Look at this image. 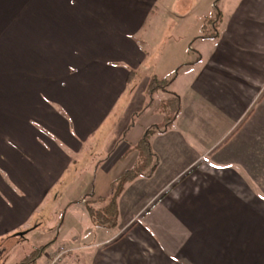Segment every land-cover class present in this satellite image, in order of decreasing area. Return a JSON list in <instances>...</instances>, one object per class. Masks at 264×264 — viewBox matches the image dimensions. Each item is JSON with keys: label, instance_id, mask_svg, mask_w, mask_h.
Wrapping results in <instances>:
<instances>
[{"label": "crops", "instance_id": "1", "mask_svg": "<svg viewBox=\"0 0 264 264\" xmlns=\"http://www.w3.org/2000/svg\"><path fill=\"white\" fill-rule=\"evenodd\" d=\"M166 2L0 0V19L23 20L13 34L36 52L25 65L45 68L43 87L67 113L63 118L47 108L34 90L18 101L17 85L5 81L2 113L15 118L4 119L3 131L15 135L14 125L21 123L28 137L18 140L16 134L7 143L0 135L7 161L0 171V238L19 230L22 224H13L19 209L27 210L29 200L42 196L43 186L63 178L64 170L80 176L93 167V173L113 179L138 162L132 148L157 123L144 121L134 135L133 106L113 120L112 138L99 136L121 97V102L133 99L131 105L149 98L147 81L140 85L136 76L143 66L152 68L156 54L145 50V38L135 36ZM194 3L176 1L174 14L189 16ZM217 5V35L206 39L208 46L194 42L196 55L182 52L174 80L146 106L155 96L165 106L173 95L180 105L168 127L149 137L157 156L154 171L125 184L115 227L95 226L84 201H78L88 221L85 230L73 229L68 238L70 246L83 244V251L74 250L64 264H264V0H218ZM65 65L78 73L64 74ZM152 75L165 77L158 71ZM63 82L66 88L60 87ZM141 89L144 97L136 101ZM28 116L44 121L52 138L27 125ZM97 148L102 153L81 164L83 155ZM7 177L19 193L4 189ZM109 186L93 192L92 199L108 194Z\"/></svg>", "mask_w": 264, "mask_h": 264}, {"label": "rangeland", "instance_id": "2", "mask_svg": "<svg viewBox=\"0 0 264 264\" xmlns=\"http://www.w3.org/2000/svg\"><path fill=\"white\" fill-rule=\"evenodd\" d=\"M176 1L178 2L179 0H167V6L165 8L156 9L147 19L144 28L145 31L141 34L142 37L139 35L135 36L140 40H144L145 38V42H147L146 44H143L145 50H147L148 53H153L149 50L154 49V53L156 54V59L152 63V68L146 69V67L143 66L141 70L137 71L136 80L139 81L140 85L145 83L155 71H158L161 75H165V78L176 76L179 65H174L177 61L183 58L182 52L194 53L196 51V46L193 44L194 42L198 41L197 45H199L200 42L201 44L208 46L211 41L206 39H213L209 37L203 38V35L214 32L213 23L216 22V12H214V10L212 12L211 10L214 0H195V6L191 11V14L186 17H179L174 14ZM22 21L23 20L20 19H0V104L3 102L2 98L5 81H13L12 87L15 86L16 88L17 85V88L14 89L13 92L15 91L18 96V101L20 99L19 97H24L25 93L32 92L33 90L35 92L38 91L39 97L42 101H46L47 105H45L47 108L49 107L54 112H59L63 118H67L66 108L63 104L57 100L52 101V95L44 88L45 83L42 82L44 76L41 77V74L45 68L25 65L29 63L28 60H30V58H34L36 52L35 50H31L32 48H30L29 45L27 46L26 43H22L18 40L19 35L13 34ZM218 25L219 23L216 24L217 31ZM45 27L50 26L46 25ZM43 40L46 41L45 39ZM141 42L142 41H140V43ZM188 42L189 45H193L191 50L188 46ZM5 62L8 63V66H5ZM66 66L67 65L60 68L63 69L61 72L64 74L72 75L74 73L73 75H75L78 73L77 68ZM47 69H50V67ZM158 77L162 78V76ZM8 85L10 86L9 83ZM60 85V87L63 88L67 87V83L64 82L60 83ZM141 91L143 90L141 89L137 95H135L136 101L140 98L139 96H142V98L144 97V95H142L143 92ZM123 98L124 97H121V99ZM121 99L114 109V111L118 112L111 115L107 121V126L102 127V133L99 138L103 137L104 140L112 138V129L114 126L110 125L115 117L119 116L121 111H125L131 106L135 109V114H133L134 117L132 116L135 124V129L133 131L134 135L137 131H142V126L140 125L146 120L157 123L155 126L149 128L152 132L160 131L161 128H156V126L159 125L158 122L162 121L161 119L165 118L166 107L160 102L157 96L154 97V102L151 107H148V109L146 106L151 102L149 98H147L146 103L144 102L143 104L141 103L142 100H140L139 105L138 102H135V99L132 103L133 105H131L130 102H132L133 99H130V97L125 98L122 102ZM125 106H127V108ZM0 111V135L2 142L5 140L8 143L9 139L16 138V134L19 135L16 139L26 141L28 131L22 128L25 126L20 125L21 123L14 125V130L17 131L15 135L12 134L10 136L7 131H3L4 129L2 126L4 124L5 116L2 113L1 105ZM9 117L13 120L15 115L10 114V116H6L5 120L7 121ZM34 117L35 118L28 116L26 118V124L29 119L27 125L32 126L33 128L35 127L39 134L42 133L45 137L52 138L51 134H49L43 127L44 125L42 122L44 121L37 120L36 116ZM103 138H100V140L102 141ZM2 144L3 143L0 144L1 173L5 171L3 164L7 162L3 153ZM9 144L8 147H10ZM11 149L13 148L11 147ZM98 151V148L96 151L89 150L83 155V161L81 164L87 166L90 158L95 157L96 154L102 153V150ZM133 151L134 149L131 152ZM135 154H137V151ZM77 165H80V163H77ZM92 171L93 167H86L84 171L79 173V176L78 174L74 175L75 173L68 168L67 173L66 170H64L60 174L61 177H63L60 178V180L57 178L59 174L58 171L55 177L57 179L54 180L55 182L50 186H43L44 194L42 196L36 197L35 201L29 200L27 210L24 208L19 209L17 219H13V224H22L21 226L19 225V230L0 238V264H15L26 257L37 246L46 244L51 240H54L53 243L40 257L37 264H50L52 257L57 256L59 253H61V257L57 261V264H64L67 262L66 257H68L69 254L72 256L74 255V250H77V252L83 251V246H81L83 244L70 246L72 243L69 242L68 238L73 229H81V231L85 230L86 221H88L85 213L80 210L81 204L79 205L78 201L89 195H92V197L97 196V194L95 195L93 192L98 193V191H104L108 184L110 185L111 183V178L105 179L100 173L96 174ZM61 183H63V185H61ZM4 184V189L7 192L9 191V193L15 194L18 190L17 193H19L18 185L15 184L13 179L10 181L8 177L5 178ZM65 184H67V186ZM73 201L77 203H73Z\"/></svg>", "mask_w": 264, "mask_h": 264}, {"label": "trees", "instance_id": "3", "mask_svg": "<svg viewBox=\"0 0 264 264\" xmlns=\"http://www.w3.org/2000/svg\"><path fill=\"white\" fill-rule=\"evenodd\" d=\"M218 0L214 2V8L216 12L215 23H213L214 32L210 34H204L203 38L214 37L217 35L216 24L220 21V11L217 5ZM199 61V55H197L196 60L193 63ZM131 75L134 74V71H130ZM174 77L171 78H160L156 75H151L145 86V93L151 99L154 94L158 91H165L170 83L174 80ZM165 106L168 107L167 114L163 119L161 125L156 126L159 128H166L173 121L176 115L179 112V99L178 96L173 95L169 97L165 102ZM152 130L149 128L146 129L142 135L139 137L137 143L133 146L132 149L137 151L138 162L132 167L123 170L117 176H115L110 183V190L105 196H98L95 199H92V195L81 198L79 201H84V205L87 211V214L91 222L98 227L112 228L116 226L118 208H117V199L121 192L124 189L126 183L133 181L135 178L145 175L149 176L154 171L157 165V156L153 152L150 144V135ZM97 202L100 204L98 207H93L92 203ZM27 232V231H25ZM19 233V232H18ZM21 234V232H20ZM54 240L50 242L39 245L34 248L26 257L21 261L15 264H36L38 259L44 254V252L49 248Z\"/></svg>", "mask_w": 264, "mask_h": 264}, {"label": "built area", "instance_id": "4", "mask_svg": "<svg viewBox=\"0 0 264 264\" xmlns=\"http://www.w3.org/2000/svg\"><path fill=\"white\" fill-rule=\"evenodd\" d=\"M61 257V253L57 254V256L52 257V260H50V264H57V261Z\"/></svg>", "mask_w": 264, "mask_h": 264}]
</instances>
